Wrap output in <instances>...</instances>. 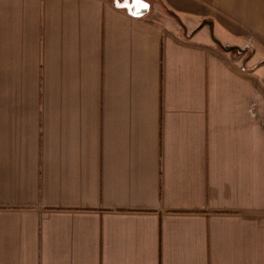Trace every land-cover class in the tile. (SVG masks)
<instances>
[{
  "label": "crops",
  "instance_id": "0c3cea01",
  "mask_svg": "<svg viewBox=\"0 0 264 264\" xmlns=\"http://www.w3.org/2000/svg\"><path fill=\"white\" fill-rule=\"evenodd\" d=\"M144 1L0 0V264H264V0Z\"/></svg>",
  "mask_w": 264,
  "mask_h": 264
},
{
  "label": "water",
  "instance_id": "95a60500",
  "mask_svg": "<svg viewBox=\"0 0 264 264\" xmlns=\"http://www.w3.org/2000/svg\"><path fill=\"white\" fill-rule=\"evenodd\" d=\"M114 4L115 7L125 10L134 18H142L150 10V4L144 0H114Z\"/></svg>",
  "mask_w": 264,
  "mask_h": 264
},
{
  "label": "rangeland",
  "instance_id": "374dc122",
  "mask_svg": "<svg viewBox=\"0 0 264 264\" xmlns=\"http://www.w3.org/2000/svg\"><path fill=\"white\" fill-rule=\"evenodd\" d=\"M233 54L237 57V56H239V52H237V51H233Z\"/></svg>",
  "mask_w": 264,
  "mask_h": 264
},
{
  "label": "trees",
  "instance_id": "16d2710c",
  "mask_svg": "<svg viewBox=\"0 0 264 264\" xmlns=\"http://www.w3.org/2000/svg\"><path fill=\"white\" fill-rule=\"evenodd\" d=\"M169 14H171V13H169ZM172 15V14H171ZM173 16V15H172Z\"/></svg>",
  "mask_w": 264,
  "mask_h": 264
}]
</instances>
